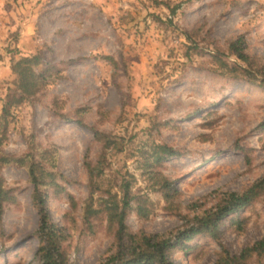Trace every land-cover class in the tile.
<instances>
[{"label":"rangeland","instance_id":"rangeland-1","mask_svg":"<svg viewBox=\"0 0 264 264\" xmlns=\"http://www.w3.org/2000/svg\"><path fill=\"white\" fill-rule=\"evenodd\" d=\"M239 38L249 63L230 49ZM35 55L46 85L10 107L0 153L19 157L38 147L54 158L46 164L58 185L46 188L45 207L67 229L68 264H102L115 250L104 213L93 230L82 222L86 161L104 155L95 198L107 189L120 198L122 177L134 174L132 193L147 201L149 215L140 217L134 201L127 226L160 236L264 177V0H0V115L15 89L12 64ZM157 144L178 153L157 166L178 189L170 201L143 167ZM1 173L15 200L2 217L0 264H42L27 167L12 162ZM263 239L264 192L216 235L174 247L170 259L215 264ZM229 264H264V248Z\"/></svg>","mask_w":264,"mask_h":264},{"label":"trees","instance_id":"trees-1","mask_svg":"<svg viewBox=\"0 0 264 264\" xmlns=\"http://www.w3.org/2000/svg\"><path fill=\"white\" fill-rule=\"evenodd\" d=\"M230 49L234 51L239 59L249 63L250 58L243 52V41L241 38L232 42ZM40 63V57L35 55L23 57L12 64V71L17 78L15 89L7 94L2 106L0 130H5L7 127V116L10 112V107L33 98L46 85L47 77L34 69V66ZM227 67L230 68L229 66ZM79 111H84V108H79ZM76 121L83 124L82 119H77ZM94 135L99 140L106 138V135H102L98 131H95ZM3 143V138L0 136V147ZM108 147L104 146L105 149ZM177 154V151L172 146L157 144L149 156V158H153L152 164L150 165L149 162L145 161L143 166L150 179L154 180L152 187L161 191L167 201H170L174 194H178V189L168 177L157 169V166L163 160ZM53 159V157H50L49 151H42L38 147H32L27 153L19 157L0 153V236L4 234L2 217L5 206L7 203L15 200L11 189L4 185L1 172L5 165L12 162L18 163L27 167L29 179L33 184V199L40 209L39 239L41 245L39 252L42 264H68V256L63 246V242L69 238L67 229L54 223L50 219L45 207L48 187L58 185L55 181L54 171L46 164ZM104 161V155H100L95 162L86 161L89 174L90 196L83 201L82 206V222L88 229L93 230L92 220L104 213L107 217L108 228L114 236L115 250L102 264H176L170 259V251L174 247L183 244L184 241L191 240L199 233L216 235L221 222L227 216L245 207L264 192V177H262L243 192H227L214 208L204 211L203 215L196 214L175 235L160 236L144 232L133 233L130 232L126 223L127 214L133 208L132 202L136 201V210L139 216L145 218L149 215L147 201L140 199L132 193V185L136 179L134 174H128L129 177L126 178L122 177L119 190L121 193L120 198L118 193L111 192L112 189L103 190L102 194L105 196L95 198L94 193L97 189L101 188L100 183L104 181L106 174ZM137 198L142 201H138ZM71 207V213L73 214V211L78 208V203L73 198ZM263 248L264 239L258 241L253 247L246 248L240 256L224 255L223 253L215 264H224V261H226V264H229V262L235 263L238 258H245L254 251Z\"/></svg>","mask_w":264,"mask_h":264}]
</instances>
